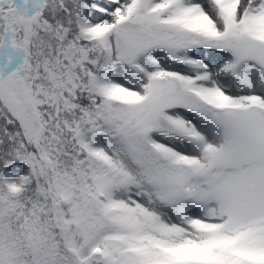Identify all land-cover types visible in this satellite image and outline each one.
Wrapping results in <instances>:
<instances>
[{
  "label": "rangeland",
  "instance_id": "1",
  "mask_svg": "<svg viewBox=\"0 0 264 264\" xmlns=\"http://www.w3.org/2000/svg\"><path fill=\"white\" fill-rule=\"evenodd\" d=\"M48 1L6 0L0 10V47L13 54L7 89L0 82V112L20 125L29 146L17 172L0 173V264H144L131 253L143 231L181 264H264V0H59L70 24L88 9L87 26L100 36L80 50L38 19ZM183 15L219 38L217 49L180 45ZM105 60L112 63L106 78L99 70ZM69 63L81 69L68 75ZM99 76L117 100L98 103L99 113L79 111L84 116L77 97L96 110L86 88ZM39 84L47 93L38 100L70 112V122L55 110L37 116ZM193 90L207 105L230 108L193 113ZM140 101L148 110L143 119L128 108ZM112 113L126 123L110 128ZM146 133L168 150L149 155ZM86 149L102 157V176L119 205H104L83 180ZM203 162L202 188L186 186L202 175ZM46 168L48 185L23 191L20 179L33 176L40 185ZM37 226L61 231L66 251L48 234L33 242ZM97 245L104 260L92 258Z\"/></svg>",
  "mask_w": 264,
  "mask_h": 264
},
{
  "label": "trees",
  "instance_id": "2",
  "mask_svg": "<svg viewBox=\"0 0 264 264\" xmlns=\"http://www.w3.org/2000/svg\"><path fill=\"white\" fill-rule=\"evenodd\" d=\"M62 6L59 2V0H49L48 4L44 7V9L41 12V14H38V19H41L42 21H45L47 25L52 26L53 28L57 27V25L61 24V31L62 35L65 36L67 42L69 43L70 46L74 47V49L80 50L84 48V45L88 43H93L95 42V39L93 36L90 34V32L86 29V20H87V12L86 11H81L76 15V22L74 24H70L69 22H66L62 19H60L59 14L62 13ZM63 18V17H61ZM30 18H27V21ZM186 22L185 18L182 19V22L179 26V39L181 42L185 41L184 43H190L194 44V41L198 42L199 44H206L208 40L205 38L204 35H207L205 31L201 30L198 26H192L191 31L187 30L186 28ZM190 29V28H188ZM80 65L82 64H77L73 65L69 63V67L67 68L68 74L72 75L74 73H77L81 68ZM104 73V71H102ZM77 74H75V78ZM74 78V77H73ZM38 88V89H37ZM88 90L89 96L93 98V100L97 101L99 99H103L105 101H113L115 99V93L113 89L109 85H104V86H99L97 88V92L95 89L93 90L92 87L86 88ZM41 90H44L45 93H47L46 88L43 86V84H39L37 87L33 89V100L35 102V107L37 110V116L43 120V113H50V111H54L55 115L57 117H60L62 119H67L70 122V112L69 113H60L59 108H54L53 105H49L47 101L44 99L38 100L37 94L41 93ZM52 94V92H51ZM50 94V96H51ZM195 100L191 105L188 107L190 109H195L197 111H207L208 108L210 109L209 106H207V102L202 96L195 95ZM77 102V108L78 111H86L87 116L91 115L92 113L100 111V108L97 107L95 110L92 108L93 106L90 104H85L83 97L78 98ZM143 106H134V107H129L132 109V112H140L142 111ZM147 109V108H145ZM0 110H2L0 108ZM5 110V109H4ZM147 111V110H146ZM82 113L84 116L86 115L84 112H79ZM139 114V113H137ZM46 128V127H45ZM110 140V139H109ZM29 150L27 145L25 144V140L23 138V135L19 129V126L16 124L15 120L8 114V112L5 111V113L0 112V161L3 159V162H0V169L3 170L4 168L9 169L10 172L14 171L15 165L19 163H24L26 162L25 160V155L26 152ZM152 153H154V149L151 150ZM2 155V156H1ZM35 157V156H34ZM86 157V170L87 172L91 173H98L101 170V163H100V158L99 156L94 153V152H87L85 153ZM14 162V163H13ZM12 163V165H11ZM5 171V170H4ZM13 173V172H12ZM50 170L46 168V173H43L42 179L40 181V185H37L34 180V177L32 176L31 178H25L24 181L22 180V186L23 190H36L40 186H45L47 178L50 179ZM14 176V175H13ZM15 177V176H14ZM84 178H90L89 174H86L84 172L83 175ZM92 181V178H90ZM40 208L46 210V212L49 210L44 206V204L40 203ZM70 224L73 226V233L77 229V222L74 220H69ZM37 231L35 232V237L33 238L32 241H37V240H45L46 235L48 234L47 231L41 228L40 226H37L36 228ZM54 236L53 239L56 241L54 243H58V246L63 247V237L61 233H58L57 230H54ZM52 237V235L50 236ZM48 237V239L50 238ZM31 238V237H29ZM32 244L28 245L27 248H30ZM138 246H141L140 253L134 252L133 254L137 257H140L143 261H145V264H177L176 262V257L173 255H168L165 254V252H162L158 250L157 248L151 246L150 244H147L146 242L142 241Z\"/></svg>",
  "mask_w": 264,
  "mask_h": 264
},
{
  "label": "bare ground",
  "instance_id": "3",
  "mask_svg": "<svg viewBox=\"0 0 264 264\" xmlns=\"http://www.w3.org/2000/svg\"><path fill=\"white\" fill-rule=\"evenodd\" d=\"M12 58L13 55L7 50H5L4 48L0 49V82L4 86V89H7L11 79V74L13 70L11 64ZM18 118L24 120L22 117L20 118V116ZM25 121L29 122L27 116H25Z\"/></svg>",
  "mask_w": 264,
  "mask_h": 264
},
{
  "label": "water",
  "instance_id": "4",
  "mask_svg": "<svg viewBox=\"0 0 264 264\" xmlns=\"http://www.w3.org/2000/svg\"><path fill=\"white\" fill-rule=\"evenodd\" d=\"M97 254H100L99 252H97Z\"/></svg>",
  "mask_w": 264,
  "mask_h": 264
}]
</instances>
